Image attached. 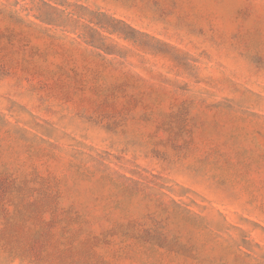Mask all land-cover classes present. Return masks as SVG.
Segmentation results:
<instances>
[{
	"label": "rangeland",
	"instance_id": "rangeland-1",
	"mask_svg": "<svg viewBox=\"0 0 264 264\" xmlns=\"http://www.w3.org/2000/svg\"><path fill=\"white\" fill-rule=\"evenodd\" d=\"M0 264H264V0H0Z\"/></svg>",
	"mask_w": 264,
	"mask_h": 264
},
{
	"label": "trees",
	"instance_id": "trees-1",
	"mask_svg": "<svg viewBox=\"0 0 264 264\" xmlns=\"http://www.w3.org/2000/svg\"><path fill=\"white\" fill-rule=\"evenodd\" d=\"M126 25L128 26V28H129L131 31H133V32H138V31L135 30L132 26H130V25H128V24H126ZM112 31H114V32H116V33H122V32H120V31H118V30H116V29H113ZM124 38H130V36L127 35V34H125Z\"/></svg>",
	"mask_w": 264,
	"mask_h": 264
}]
</instances>
